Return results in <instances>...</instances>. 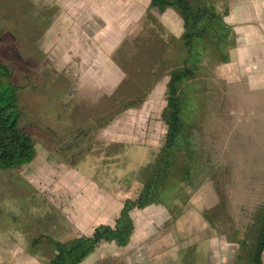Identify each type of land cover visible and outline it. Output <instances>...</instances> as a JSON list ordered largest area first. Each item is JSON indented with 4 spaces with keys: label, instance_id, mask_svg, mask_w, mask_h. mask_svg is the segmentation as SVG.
Instances as JSON below:
<instances>
[{
    "label": "rangeland",
    "instance_id": "1",
    "mask_svg": "<svg viewBox=\"0 0 264 264\" xmlns=\"http://www.w3.org/2000/svg\"><path fill=\"white\" fill-rule=\"evenodd\" d=\"M220 2L216 4L222 11ZM45 3L0 0V58L18 86V125L35 149L30 162L0 166V264H50L53 241L69 243L89 235L102 220H92L89 213L106 193L118 199L106 218L115 225L118 207L127 199L121 187H140L141 171L157 152L141 163L136 145L103 143L97 133L128 114L136 119L126 129L149 125L160 149L167 130L162 113L169 72L184 54L179 39L148 11L138 31L109 29L120 40L111 56L113 72L95 68L88 59L85 68L72 55L48 56L63 30L67 37L73 27L49 32L47 22L57 10L46 9ZM210 58L205 56L191 81L195 87L188 90L194 122L189 135L199 161L192 184L182 183L169 215L163 207L132 212L136 230L128 245L103 241L79 264H249L247 249L264 207V126L254 119L243 122L234 116L233 106L225 105V82L218 79ZM88 83L96 90L85 96L83 84ZM130 100L138 104L124 108ZM124 146L132 147L129 154L139 166L122 153ZM257 163L263 165L260 170ZM137 195L135 191L131 198Z\"/></svg>",
    "mask_w": 264,
    "mask_h": 264
},
{
    "label": "trees",
    "instance_id": "2",
    "mask_svg": "<svg viewBox=\"0 0 264 264\" xmlns=\"http://www.w3.org/2000/svg\"><path fill=\"white\" fill-rule=\"evenodd\" d=\"M220 1L225 3V0ZM216 3L217 0H150V7L159 11L172 8L183 21V32L178 39L184 54L180 64L169 72L167 105L162 113L167 125L165 141L153 161L141 171L143 185L135 198L125 199L115 225L99 224L91 235L75 237L69 243L53 241L55 255L50 264H79L103 241L128 245L135 229L131 213L135 208L161 204L171 210L178 198L174 195L183 188L182 183L192 184L199 161L189 135L194 122L188 90L195 87L191 81L197 70L204 66L205 56L211 57L213 64L227 62L230 49L236 44L232 27L224 20L228 9L224 4L221 11ZM160 48H157L158 52ZM148 56L154 55L151 52ZM17 90L11 68L0 58V166L5 168L30 162L35 154L30 136L18 125L21 112ZM135 104L138 103L130 100L123 107ZM256 223V235L247 249V258L249 264H264V207L260 209Z\"/></svg>",
    "mask_w": 264,
    "mask_h": 264
},
{
    "label": "crops",
    "instance_id": "3",
    "mask_svg": "<svg viewBox=\"0 0 264 264\" xmlns=\"http://www.w3.org/2000/svg\"><path fill=\"white\" fill-rule=\"evenodd\" d=\"M45 2L46 9L55 8L57 10L51 21L48 20L47 22L50 27L49 32L53 31L55 34L63 30L64 27H73L67 37L65 34L67 31L63 30L65 33H61L58 41L49 47L48 56L72 55L81 59V66L85 68V60L88 59L87 62H93L95 68L104 66L105 71L109 68L108 70L113 72L116 64L111 56L116 47L114 43L117 44L120 40L109 29L118 26L121 27V30L125 29V32H129L133 27V32L138 31L146 20L148 11H151L152 15L156 16L173 36L178 38L183 32V21L175 10L167 8L164 11H159L152 7L155 10L153 11L150 7V0H45ZM48 4L51 5L48 6ZM224 4L228 9L224 15V20L232 27L236 38V44L229 52V60L218 64L214 63L215 74L219 80L225 82V95L228 101L225 105L233 106L234 116L240 115L243 122L254 119L264 126V0H225ZM58 27L62 29L58 30ZM65 42H68L70 47L63 45ZM47 43L49 44L50 40ZM64 47L65 49H63ZM98 60L99 65L96 62ZM84 70L81 72L83 73ZM92 86L95 87L94 84H83L85 91L83 95L86 96L89 93L91 95L96 90ZM236 117L234 118L235 123H238L239 120ZM134 118L135 116L122 114L120 118L103 125L97 136L103 143L117 141L125 142V145H136L133 148L139 149V153L142 155L141 163H144L150 157L149 155L159 150L155 143L156 131H152L153 129L149 125L139 131L138 129L127 130L126 123H131L132 120L136 119ZM112 126H116V128L113 129ZM161 126L159 125V128ZM116 135L118 136L117 139L114 138ZM124 149L122 153L127 155L132 147L124 146ZM127 157L135 165L141 164L133 158L134 155L129 154ZM123 159L126 161V157ZM260 166L263 165L257 163V170H260ZM137 183L143 185L142 180H137ZM127 186L121 187L124 192H127L125 198H131L133 192L139 193L141 189V186H138L137 189L132 188L134 190L127 191L130 189ZM115 198L114 194L106 193L103 200H100L99 207L92 209L93 213H89V218L92 220L102 218L98 224L113 225L106 218L110 219L112 216V203L115 200L118 201ZM122 207L123 204H120L118 215L115 216L116 219ZM158 207H163L169 215V210L161 204H152L143 209L135 208L132 212L135 210L143 212ZM115 220L113 221L116 222ZM96 226L91 227L89 235L93 233Z\"/></svg>",
    "mask_w": 264,
    "mask_h": 264
}]
</instances>
